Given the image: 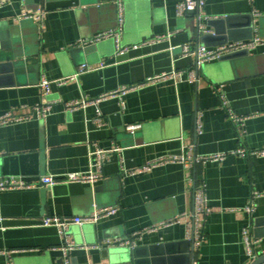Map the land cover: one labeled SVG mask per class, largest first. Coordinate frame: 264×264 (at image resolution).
Masks as SVG:
<instances>
[{
    "label": "crops",
    "instance_id": "crops-1",
    "mask_svg": "<svg viewBox=\"0 0 264 264\" xmlns=\"http://www.w3.org/2000/svg\"><path fill=\"white\" fill-rule=\"evenodd\" d=\"M9 1L0 9V62L19 46L39 56L38 65L29 63L24 75L0 76V116L32 115L44 80L51 83L47 100L53 108L44 120L33 115L27 122L0 127V179L91 170L102 178L95 186L59 183L49 191L46 205L41 188L0 191V252L5 253L0 264H67V259L70 264H119L114 247L103 243L145 229L154 230L134 245L172 246L163 257L180 264L193 258L196 264H250L264 254V157L230 154L243 147L264 149V44L234 68L225 64L223 76L214 73L222 66L219 61L197 67L196 56L181 51L185 45L215 48L249 40L254 32L264 39V0H206L199 13L200 37L197 15H177L182 0H123V45L129 47L123 56L116 55L114 40L77 45L116 26L114 0ZM24 11H43V25L20 20ZM228 18L229 30L220 23ZM84 65L93 70L75 77ZM174 69L183 72L177 84L149 85L73 112L66 108ZM193 73L195 82L190 81ZM218 86L238 115H259L246 122L242 139L227 118ZM134 126L140 128L128 131ZM115 148L122 152L110 154L100 169L91 153ZM222 153L230 155L193 168L170 163L142 170L169 155ZM192 178L205 182L209 200V212L202 217L204 235L196 245L187 237L195 200ZM254 192L262 195L250 213L246 208ZM95 201L118 212L93 225L73 226L66 238L57 228L41 225L44 217H88L97 209ZM246 233L258 242L255 256L248 253ZM66 241L77 246L68 255L62 249Z\"/></svg>",
    "mask_w": 264,
    "mask_h": 264
},
{
    "label": "built area",
    "instance_id": "built-area-1",
    "mask_svg": "<svg viewBox=\"0 0 264 264\" xmlns=\"http://www.w3.org/2000/svg\"><path fill=\"white\" fill-rule=\"evenodd\" d=\"M9 3H11L9 0H0V9L7 6ZM206 4V0H182L180 4L177 6V15L178 17L185 18L192 13H200V10L203 9V7ZM44 12L38 11L36 13H30L27 11H24L20 16V20H32L34 23L40 22L41 25H43V18H44ZM117 26L115 29L99 33L95 35L92 38L89 39H82L80 40L77 45L80 47H90V46H96L99 43L106 41V40H114L115 46H116V55L117 56H123L129 51V47H126L123 45V37L125 33V24L126 23V14L124 9L123 0L117 1ZM264 44V39L261 38L257 33L254 32V36L252 39L244 40V41H238V42H228L224 45H219V47L210 48L205 45H185L184 47H181V51L183 55H195L196 56V64L197 67H200L202 65H205L207 63L216 62L222 60L223 58L240 53V52H248L252 53L254 52L258 47L262 46ZM93 69L88 67L87 65H84L81 67L78 74L75 75V77H78L79 74H83L89 71H92ZM183 72L172 70L168 73H163L161 75L151 77L147 79L144 83H141L136 86H126L122 87L121 89L115 91V93H110L108 95H102L98 99L94 100H83V101H73L66 104L67 110L70 112L76 111L81 108H87L88 106L99 104L101 101L107 100L109 98H117V97H124L128 93H132V91L149 86L154 85L158 83H164L173 81L174 83H178V81L182 78ZM196 75L193 73L190 76V81L195 82ZM49 82L43 81L40 83V88L42 89V96L41 101L38 105L33 108V114L32 115H21L17 114L15 112H9L3 116H0V127L7 126L8 124H15L24 122L33 117V115L37 116L39 119H46L53 108V104L47 100L48 93H49ZM215 91L220 96L222 101V106L224 110L227 113L228 120L236 127L237 131H239V136L242 139L244 136V127L248 120L254 117H258L259 115H254L252 117H245L238 115L230 101L227 99V96L223 93V90L221 87H215ZM97 126L101 127L103 125V120L101 118H98L96 121ZM140 126H134L131 128H128V131L134 132L137 129H139ZM200 129V128H199ZM122 152L120 148H115L112 151H95L91 153V156H97L98 165L99 168L102 169V166L105 162L108 161L110 158V154L112 153H120ZM231 155H240V156H248V157H264V149L259 150H253L248 148H240L236 151L233 150ZM230 154L228 153H222V154H216L209 157H179L175 155H169L162 158L155 159L150 162L146 167H144L142 170L148 171L157 167H161L163 165H167L170 163H181L185 164L188 167H195L199 164H205L207 162H219L224 160L227 156ZM102 176L98 172H94L93 170L87 172V173H68L62 176H52V175H46L43 177H39L37 179H26L22 177H6L0 180V191H10V190H21V189H35V188H53L59 183H82L87 184L91 186H95L100 180ZM192 182L195 184V196H194V210L192 214L190 215V221L188 224V232L187 237L190 241L196 245L197 241L201 240L203 238V222L202 217L205 216L209 212V200L207 196V186L205 182L196 181L195 178H192ZM262 194L254 192L252 194V199L246 210L250 213L254 212L255 210V200L259 198ZM118 212V209L115 207L112 208H103V209H95L93 214H91L88 217H60V216H50V217H44L41 221V225L43 227H55L57 228L59 234L66 238V236L69 234L70 229L73 226H84L87 224H96L101 219L110 217L112 215H116ZM177 220L173 221V223H176ZM172 223V224H173ZM154 229H145V231H141V233H137L126 240H107L103 243L104 246L107 247H118L123 246L127 244L134 245L135 239L143 235V233L150 232ZM246 245L248 249V253L251 256H255V246L258 242H254L250 234L246 233ZM64 253L68 255L69 251L71 249L77 248V246L73 243L65 242L64 244ZM102 246V245H101ZM5 253L0 252V255H3ZM67 264H70V260L67 259ZM106 264V263H102Z\"/></svg>",
    "mask_w": 264,
    "mask_h": 264
},
{
    "label": "water",
    "instance_id": "water-1",
    "mask_svg": "<svg viewBox=\"0 0 264 264\" xmlns=\"http://www.w3.org/2000/svg\"><path fill=\"white\" fill-rule=\"evenodd\" d=\"M117 1L118 0H114V5H115L114 7L116 9V12H117ZM191 15H197L196 16L197 20L195 22V30L197 31V33L200 37L202 25H201V22L199 19V13H192ZM117 18H118V15H117ZM29 21L34 23V21H32V20H29ZM217 23H219V22H217ZM220 23L223 25L222 28L228 27V30L230 29L229 18L226 20H220ZM116 26H117V24H116ZM116 26L113 29H115ZM248 27H250L249 30L253 34V28H254L253 25L251 24ZM113 29H111V30H113ZM224 33H225V29H224ZM216 34H218L217 30H216ZM206 37L207 36L205 35L202 38L205 39ZM248 38L252 39L253 35H251ZM233 40H237V39H233ZM246 40H247V38H246ZM238 41H234V42H238ZM38 56L39 55H37V54H35V55L28 54V50L26 48H23V46L17 47V49L12 53V56L10 59L0 62V76L14 74V75H17L20 77V76L24 75L28 71V64L29 63H33L35 65V67L38 65V60H37ZM250 57H251L250 53H248V52H240V53H236V54L227 56V57L223 58L222 60H220V63L222 64V66H220L219 68L214 70V73L223 76L227 72V68H226V66H224L225 64L228 63L229 65H231L232 68H234L236 66V64L238 65L240 63V61H242V60L246 61ZM51 189L52 188L42 189L41 199H42L43 205H46V203L48 201V197H49L48 196L49 191ZM95 192L99 193L100 191H98V189L94 190V191L93 190L88 191V193L91 196ZM95 205H96L95 208H97V209H103L106 207H111V206H102L98 203V201H95ZM112 206H115V204ZM94 210H93V212H94ZM69 234H70V231H69ZM171 250H172V246H169V245H163V246L157 245V246L141 249L139 247H136L135 245L127 244V246L123 245V246L114 247L112 250V252H113L112 255H113L114 259L116 260V262H118L119 264H180V263H178L179 261L176 259H173L171 257H169V258L163 257L165 254H171ZM186 263L187 264H196L194 258L189 262L187 261ZM250 264H264V254L257 255Z\"/></svg>",
    "mask_w": 264,
    "mask_h": 264
}]
</instances>
